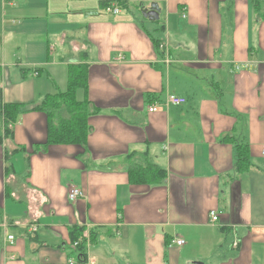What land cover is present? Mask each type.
<instances>
[{"label": "crops", "instance_id": "crops-1", "mask_svg": "<svg viewBox=\"0 0 264 264\" xmlns=\"http://www.w3.org/2000/svg\"><path fill=\"white\" fill-rule=\"evenodd\" d=\"M0 126V264H264V0H0Z\"/></svg>", "mask_w": 264, "mask_h": 264}, {"label": "trees", "instance_id": "trees-1", "mask_svg": "<svg viewBox=\"0 0 264 264\" xmlns=\"http://www.w3.org/2000/svg\"><path fill=\"white\" fill-rule=\"evenodd\" d=\"M106 3H109L108 1ZM106 3H103L106 5ZM87 66H78V67H72L70 69V76H69V91L62 94H59L56 96L55 99H61L63 96H66L64 103L65 106H47L45 105V102L42 103L39 106H36L35 108L44 109L47 113L54 114V111L56 109H63L66 107L64 111H66L68 117L63 116L59 120V123L57 125H54L50 122L49 131H48V143H55V142H72V141H78V142H84L87 133L90 131V128L87 124V116L89 114L88 107L84 102H78L74 98L75 89L78 86H86L87 84ZM49 97L47 98V100ZM49 103V102H48ZM57 104V103H55ZM22 105L19 103H15L12 105H9L5 108V131L9 132L10 125L12 124L10 122V119L13 118L15 114H20L22 111ZM10 117V118H9ZM16 118V117H15ZM13 119V121L15 120ZM1 129V126H0ZM2 140V137L0 135V141ZM154 171H161V168L156 170L157 168H153ZM73 232V231H72ZM81 256L85 257V252L82 251Z\"/></svg>", "mask_w": 264, "mask_h": 264}, {"label": "built area", "instance_id": "built-area-1", "mask_svg": "<svg viewBox=\"0 0 264 264\" xmlns=\"http://www.w3.org/2000/svg\"><path fill=\"white\" fill-rule=\"evenodd\" d=\"M113 10L115 12H117L119 9L114 8ZM167 100L169 103H171L173 105H182V104L186 103V101H187V99L184 96H179L176 94L168 95ZM159 109H160V105H157V104L151 105L149 107V111H151V112L158 111ZM263 155H264V149H263ZM82 195H83L82 191L76 186H72L68 191V198L72 202L76 201ZM211 215H212L213 221H216L218 219V216L215 212L212 211ZM12 239H13V236L10 235L9 240H12ZM175 242L178 243L179 245H182L185 243V240L182 238H179V239H176Z\"/></svg>", "mask_w": 264, "mask_h": 264}, {"label": "water", "instance_id": "water-1", "mask_svg": "<svg viewBox=\"0 0 264 264\" xmlns=\"http://www.w3.org/2000/svg\"><path fill=\"white\" fill-rule=\"evenodd\" d=\"M143 15L155 17L156 19L159 18V9L157 8V5L153 3L152 6L148 8V10H145Z\"/></svg>", "mask_w": 264, "mask_h": 264}, {"label": "rangeland", "instance_id": "rangeland-1", "mask_svg": "<svg viewBox=\"0 0 264 264\" xmlns=\"http://www.w3.org/2000/svg\"><path fill=\"white\" fill-rule=\"evenodd\" d=\"M78 97L81 99V97H82V96H81V92H79Z\"/></svg>", "mask_w": 264, "mask_h": 264}]
</instances>
